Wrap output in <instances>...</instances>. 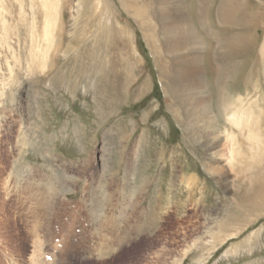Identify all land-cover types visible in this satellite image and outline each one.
Here are the masks:
<instances>
[{
    "label": "rangeland",
    "instance_id": "1",
    "mask_svg": "<svg viewBox=\"0 0 264 264\" xmlns=\"http://www.w3.org/2000/svg\"><path fill=\"white\" fill-rule=\"evenodd\" d=\"M130 186L140 233L109 224ZM55 233L51 264H264V0H0V264H46Z\"/></svg>",
    "mask_w": 264,
    "mask_h": 264
},
{
    "label": "bare ground",
    "instance_id": "2",
    "mask_svg": "<svg viewBox=\"0 0 264 264\" xmlns=\"http://www.w3.org/2000/svg\"><path fill=\"white\" fill-rule=\"evenodd\" d=\"M228 1H230V0H228ZM232 1V0H231ZM176 7H178V6H176ZM233 7H235L234 6V3H229V4H226V2L224 3V2H222L221 3V7H220V13L221 14H223V15H225L226 14V12L227 11H231V9H233ZM181 10V9H180ZM184 12V11H183ZM47 15V14H46ZM46 17H48V16H46ZM177 19V18H176ZM242 19V18H241ZM183 21V20H182ZM185 21V20H184ZM179 22V21H178ZM47 23V22H46ZM49 23V22H48ZM177 23V22H176ZM174 25V24H173ZM182 25V24H181ZM49 26V25H48ZM183 26V25H182ZM185 26V25H184ZM175 27L177 30V33H176V35L178 36V37H180V40L181 39H183V35L182 34H184V38L186 39V34L189 32L185 27ZM187 26V25H186ZM50 28V27H49ZM188 31V32H187ZM51 32V31H50ZM46 33H47V31H46ZM233 34V33H232ZM191 35V34H190ZM194 36V35H193ZM188 38V37H187ZM191 38H192V36H191ZM192 40H193V38H192ZM190 41V40H189ZM233 46V45H232ZM229 47V46H228ZM188 50V49H187ZM186 50V52H185V54H184V57L183 58H185V64L184 65H181V72H182V74L183 75H186V76H188V75H191L192 77H193V75L196 73V72H198V66H199V59H200V56H199V47H198V49H196V50H188L187 51ZM43 51V50H42ZM201 51V50H200ZM236 51V47H231L230 48V52H235ZM237 52V51H236ZM235 52V53H236ZM33 61V60H32ZM80 72V71H79ZM181 74V73H180ZM199 92H203V91H199ZM201 94L202 93H200V95L199 96H197L196 98H195V100H194V104H200V103H202L203 102V100H204V98H203V96H201ZM201 96V97H200ZM244 100V99H243ZM220 103H221V101H220ZM220 106V105H219ZM222 106H223V104H222ZM237 106L238 107H236V105H235V108L234 109H238L239 108V105L237 104ZM195 108V107H194ZM241 108V107H240ZM200 109V111L199 110H197L198 111V114H200V116L202 117H205V118H208V119H206V123L208 122V125H209V128H211L212 126H213V122H212V120H211V118L209 117V116H207V108H205V106L204 105H202V108H199ZM231 109V107L229 106V105H227V103L226 104H224V106H223V110H222V115H226V117L227 118H229V120H230V118L232 119H234V118H236V122H237V124H238V117L240 116V113L239 112H237V110H230ZM239 111L241 110V109H238ZM203 111V112H202ZM241 112V111H240ZM250 113V112H249ZM245 114V113H244ZM245 117H247V116H245ZM241 117H239V119H240ZM232 119V120H233ZM247 119H249V118H246V119H243V120H247ZM233 121H235V120H233ZM235 122V123H236ZM247 122V121H246ZM244 123H245V121H244ZM247 124V123H246ZM256 124V123H255ZM239 125H240V122H239ZM206 127V126H205ZM250 127V126H249ZM203 130H206V129H203ZM210 130V132L211 133H213V135H212V138H211V143H213L214 145H216V146H218V145H221V135H219V133H218V131H217V129H215L214 127H212V130L211 129H209ZM249 130V129H248ZM251 130V129H250ZM247 131V130H246ZM253 133V132H252ZM210 133H208V135H209ZM250 135V134H249ZM229 138V137H228ZM228 138H226V139H228ZM234 140V139H233ZM235 143V142H234ZM233 143V144H234ZM232 144V145H233ZM231 145V144H230ZM229 145V146H230ZM232 145L230 146V148L232 147ZM236 146V145H235ZM236 148V147H235ZM229 149V148H228ZM232 151H234L233 149H231V152ZM230 152V153H231ZM227 153V152H226ZM229 153V154H230ZM231 155V157H229V155H228V157L229 158H226V161L224 162V163H222V165H220V166H218L217 168L219 169V170H221V171H223L225 174H226V176H230V170H231V160L233 159V155H235L234 153H231L230 154ZM216 171V170H215ZM220 172V171H219ZM125 176H124V186H121V188H122V193L124 192V190H125V186L127 185V182L129 181V179H130V175H131V171H130V166H128L127 168H126V171H125ZM142 178V176H140L139 177V179H141ZM137 179H138V177H137ZM61 186V185H60ZM99 187H101V182L100 181H98L97 182V184H96V189L97 188H99ZM111 187V186H110ZM64 188H66L65 186H62V189H64ZM130 189H129V196H126V197H123L124 195H122V198H124L123 200H121V202H120V204H121V207L120 208H122V210L123 211H127L128 210V212H122L121 213V215L120 216H118V217H113V215H112V220H110V216H109V220L111 221H109L110 223L109 224H111V225H115V223L116 222H118V221H123L125 218H127V220H126V222H128V224H129V226H130V229L132 228L133 229V226H135V224L134 225H132V227H131V221L132 220H134L135 222H136V232H138V233H140V231H141V229H140V227H141V225L139 224V223H145L146 221H148L149 220V218H151V217H154L153 216V212H152V210H146V209H143V210H136V207H134L135 206V201H137L138 203L140 202V200L139 199H137L139 196H141V195H136V193H137V191H136V189L134 188V187H132V186H130L129 187ZM102 189V188H101ZM127 190V189H126ZM184 192V191H183ZM99 193V192H98ZM128 193V192H127ZM124 194H126V193H124ZM132 194V195H131ZM138 194V193H137ZM133 195H134V197H133ZM111 196H113L112 194H111ZM104 197V196H103ZM133 197V198H132ZM168 198V197H167ZM102 199V198H101ZM107 201V200H106ZM133 201V202H132ZM132 202V204H130ZM109 204V203H108ZM183 204V203H182ZM98 205V206H97ZM105 205H107V204H105ZM112 207L114 206V204H110ZM100 206V201H99V199L98 198H93V203L91 202V204H90V206L89 207H91L92 208V210H94V209H98V207ZM107 206H109V205H107ZM103 207H104V205H101V209H103ZM114 208V207H113ZM118 209H119V207H118ZM126 209V210H125ZM100 210V209H99ZM136 210V211H135ZM133 211H135V212H133ZM131 212H132V214H131ZM134 213V214H133ZM98 215H100L99 216V218H97V222L99 223V221L101 220V219H103L102 218V215H103V213H98L97 215H96V217H98ZM103 216H105V215H103ZM102 222V221H101ZM143 223V224H144ZM99 226H100V224H98ZM103 225V224H102ZM105 226V225H104ZM93 227H96L95 225L93 226ZM101 227V229H102V226H100ZM125 227V229L124 230H127V228H126V226H124ZM124 230L122 229L121 231H119L118 233L117 232H115V230H113L112 232H114V233H117L116 234V239H119L120 241H122V240H124L125 239V236H127V235H125L123 232H124ZM117 231V230H116ZM101 232V231H100ZM102 233V232H101ZM127 233H128V231H127ZM130 233H132V231L130 232ZM105 235V234H104ZM103 235V236H104ZM136 235V234H135ZM133 236V235H132ZM127 239V238H126ZM114 240V239H113ZM108 242V241H107ZM109 245V244H108ZM107 245V246H108ZM109 247V246H108ZM108 247H107V251L109 250L108 249ZM102 248H104V246L102 247ZM102 248L100 249V251H103L102 250ZM105 252H106V250H105ZM100 254H102V253H100Z\"/></svg>",
    "mask_w": 264,
    "mask_h": 264
},
{
    "label": "crops",
    "instance_id": "3",
    "mask_svg": "<svg viewBox=\"0 0 264 264\" xmlns=\"http://www.w3.org/2000/svg\"><path fill=\"white\" fill-rule=\"evenodd\" d=\"M99 247H97V249H98Z\"/></svg>",
    "mask_w": 264,
    "mask_h": 264
}]
</instances>
